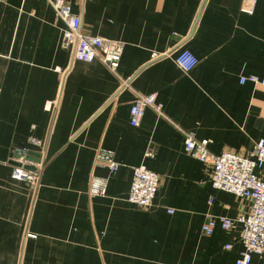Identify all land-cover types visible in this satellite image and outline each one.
<instances>
[{
  "label": "crops",
  "instance_id": "crops-1",
  "mask_svg": "<svg viewBox=\"0 0 264 264\" xmlns=\"http://www.w3.org/2000/svg\"><path fill=\"white\" fill-rule=\"evenodd\" d=\"M53 1L0 0V264H235L241 226H201L251 203L213 189L183 142L207 140L214 156L264 142V85L240 83L264 79V0L253 15L241 0H64L83 36L123 44L116 73L61 48ZM182 49L197 59L188 73L174 61ZM148 94L162 116L148 108L131 127L135 96ZM101 149L117 172L95 165ZM16 152L27 170L42 163L36 184L11 179L26 161ZM138 166L159 177L148 208L127 202ZM92 177L107 179L105 196H89Z\"/></svg>",
  "mask_w": 264,
  "mask_h": 264
},
{
  "label": "built area",
  "instance_id": "built-area-1",
  "mask_svg": "<svg viewBox=\"0 0 264 264\" xmlns=\"http://www.w3.org/2000/svg\"><path fill=\"white\" fill-rule=\"evenodd\" d=\"M257 0H241L240 12L245 15H253ZM57 18L66 26L62 33L61 48L70 50L72 60L91 64L95 61L103 64L111 73H116L119 68L123 51V44L111 42L98 36L87 37L80 32L81 21L79 17L70 12L68 3L64 0H54L51 4ZM152 55L153 59L158 58ZM176 65L185 73L190 72L196 65L197 59L188 50H180L174 58ZM250 82L254 85H264V79L254 76L241 78L240 83ZM152 109L157 116H162V105L157 102L155 94L135 96L129 110V124L138 127L146 109ZM40 148L38 141L31 142ZM207 140H196L193 134H186L183 142L184 153L210 168L209 178L213 189L234 195L237 198L248 200L251 203V211L247 216L236 220L226 218H209L201 226L204 236H210L216 227L223 231L232 228L234 224L241 226L240 242L242 250L235 264H250L253 255H258L261 264H264V179L256 174V171L264 167V142H256L252 150L245 155L232 152H223L219 155H210L207 150ZM26 153V152H25ZM40 154V152L38 153ZM151 157V152L145 154ZM25 158V157H23ZM26 159V158H25ZM20 163L11 172V179L29 184H36L39 172L42 168L40 161L31 163L32 170H27ZM94 163L97 166L106 167L110 173L119 170L113 155L105 150H97ZM159 186V177L147 170L144 166L132 169L131 185L127 196V202L140 208H148L152 205ZM107 190V179L92 177L88 184V194L91 197H103ZM172 211H169L171 214ZM32 237V236H31Z\"/></svg>",
  "mask_w": 264,
  "mask_h": 264
},
{
  "label": "water",
  "instance_id": "water-1",
  "mask_svg": "<svg viewBox=\"0 0 264 264\" xmlns=\"http://www.w3.org/2000/svg\"><path fill=\"white\" fill-rule=\"evenodd\" d=\"M17 154H19L20 156H22V157H25L27 160H29V153H25V152H16ZM39 156L37 155V158H38ZM36 161H38V160H36ZM16 165H18V164H16ZM19 166V165H18ZM25 168H27V167H25ZM28 169H30V168H28Z\"/></svg>",
  "mask_w": 264,
  "mask_h": 264
}]
</instances>
